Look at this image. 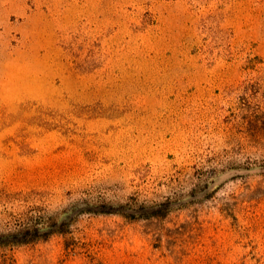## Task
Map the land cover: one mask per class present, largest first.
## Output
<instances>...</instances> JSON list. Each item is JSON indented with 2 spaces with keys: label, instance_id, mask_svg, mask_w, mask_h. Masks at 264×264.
Segmentation results:
<instances>
[{
  "label": "rangeland",
  "instance_id": "rangeland-1",
  "mask_svg": "<svg viewBox=\"0 0 264 264\" xmlns=\"http://www.w3.org/2000/svg\"><path fill=\"white\" fill-rule=\"evenodd\" d=\"M30 213L69 229L0 264H264V0H0V232Z\"/></svg>",
  "mask_w": 264,
  "mask_h": 264
},
{
  "label": "trees",
  "instance_id": "trees-1",
  "mask_svg": "<svg viewBox=\"0 0 264 264\" xmlns=\"http://www.w3.org/2000/svg\"><path fill=\"white\" fill-rule=\"evenodd\" d=\"M106 206L104 204L105 208H102L99 212L119 213L129 220L164 217L171 210V202L168 198L163 202L152 205L131 206L129 202L121 204L119 207L122 208L120 209L127 208V214L123 210L118 212L117 208H113L111 205ZM88 209L83 210L90 211ZM69 225L68 218L63 213L52 215L30 213L15 223L13 229L0 232V247L27 244L47 239L53 234H63L68 231Z\"/></svg>",
  "mask_w": 264,
  "mask_h": 264
}]
</instances>
